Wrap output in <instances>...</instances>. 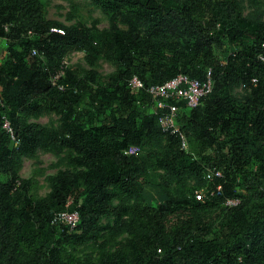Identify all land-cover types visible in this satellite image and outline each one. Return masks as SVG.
<instances>
[{
    "label": "trees",
    "instance_id": "obj_1",
    "mask_svg": "<svg viewBox=\"0 0 264 264\" xmlns=\"http://www.w3.org/2000/svg\"><path fill=\"white\" fill-rule=\"evenodd\" d=\"M243 1L93 0L110 22L95 34L48 19L45 0H0L8 51L0 62V264H264V21L244 15ZM246 36L253 44L234 52ZM71 51L84 52L92 69L81 78L67 67L54 84ZM102 58L117 67L106 84L95 70ZM210 69L214 89L202 104L179 103L195 159L128 81L203 80ZM237 86L249 91L237 98ZM84 98L89 119L78 110ZM47 114L60 116L57 127L32 121ZM131 146L144 154H125ZM40 149L57 155L56 165H75L46 178L45 196L20 177L23 158ZM202 164L225 175L222 193L203 202L195 197ZM151 177L162 192L156 206L140 203ZM63 211L79 213L75 229L53 223ZM104 236L112 239L96 255L66 254Z\"/></svg>",
    "mask_w": 264,
    "mask_h": 264
},
{
    "label": "rangeland",
    "instance_id": "obj_2",
    "mask_svg": "<svg viewBox=\"0 0 264 264\" xmlns=\"http://www.w3.org/2000/svg\"><path fill=\"white\" fill-rule=\"evenodd\" d=\"M255 1L256 2L244 0L242 2L243 13L249 18L261 19L264 21V0ZM45 5L48 19L57 20L66 25H74L79 22L93 29L95 34H97V31L106 29L110 26L108 17L93 3V0H45ZM71 17L74 18L72 19ZM252 44L253 39L246 36L233 47V50L234 52L241 51L245 46ZM7 54V42L5 39H0V62H3L7 58ZM62 63H64L68 69L75 70L81 78L85 77L87 72L92 69L84 52L71 51L65 56ZM95 70L102 79L101 83L106 84L108 78L116 72L117 67L115 64L102 58L98 61ZM90 85H92V82H90ZM248 91L247 87L237 86L233 89L232 94L237 98H240ZM78 110L85 115V119H89L90 113L92 112L90 100L84 98L82 104L78 107ZM94 113L95 112H93V114ZM101 119L102 117L93 115L92 123L97 124ZM32 121L54 128L60 123V116L57 114H47L38 119H32ZM137 154H144V149L139 147ZM61 155L65 157L67 152L63 151ZM57 163V155L42 149L38 150L34 155H28L23 158V169L20 172V177L22 179L35 180L32 194L37 196H45L48 194L50 191V185L46 178L49 175H55L59 170H75V165L70 160L59 165H56ZM157 181L158 180L154 177L149 178L147 182L145 180V192L140 202L142 205L156 206L162 201V192ZM232 181H234L232 184L235 185L238 193H244V191L237 185L239 180H231L230 182L228 181V183H231ZM192 186H194V184H192ZM107 221L108 219H105L103 223H107ZM104 235H107V232ZM111 239L112 237L104 236L95 243H90L76 249L67 247L66 254L77 255L78 257L89 254L96 255V253H100L101 251L100 243L103 240L110 241Z\"/></svg>",
    "mask_w": 264,
    "mask_h": 264
},
{
    "label": "built area",
    "instance_id": "obj_3",
    "mask_svg": "<svg viewBox=\"0 0 264 264\" xmlns=\"http://www.w3.org/2000/svg\"><path fill=\"white\" fill-rule=\"evenodd\" d=\"M55 31L64 34V30L55 29ZM33 54L39 55L37 50H34ZM65 68L67 66L63 63L59 72L52 77L54 84L57 79L65 76ZM128 84L132 89L149 95L151 100L150 111L157 116L160 128L166 134L176 136L179 139L180 148L197 159L196 155L191 152L189 139L178 121L180 116L179 103H184L190 109L199 107L203 99L210 95L214 89L215 80L212 70L210 69L207 72L203 80L191 78L186 74H179L164 84L146 86L140 78L134 76L128 81ZM60 88L65 89V85H60ZM4 119V129L14 138L13 129L8 118L4 117ZM138 151L139 146H131L125 151V154L134 155ZM202 167L205 185L196 192L195 197L198 201L203 202L208 198L209 194L213 195L215 191L218 194L222 193L225 175L217 167L207 168L205 164H202ZM213 186L215 190H211ZM238 204H240L239 198L226 199V205L229 207H234ZM79 219L80 216L77 211H63L55 214L53 223L73 230L77 227Z\"/></svg>",
    "mask_w": 264,
    "mask_h": 264
}]
</instances>
